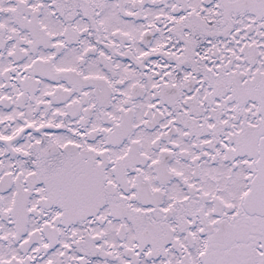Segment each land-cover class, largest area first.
I'll list each match as a JSON object with an SVG mask.
<instances>
[{
    "label": "snow or ice",
    "instance_id": "6c2138e0",
    "mask_svg": "<svg viewBox=\"0 0 264 264\" xmlns=\"http://www.w3.org/2000/svg\"><path fill=\"white\" fill-rule=\"evenodd\" d=\"M0 264H264V0H0Z\"/></svg>",
    "mask_w": 264,
    "mask_h": 264
}]
</instances>
